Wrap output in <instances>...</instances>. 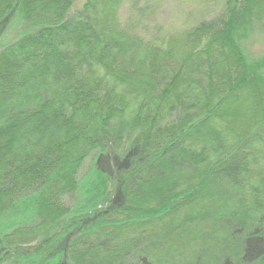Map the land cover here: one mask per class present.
<instances>
[{"label":"trees","instance_id":"16d2710c","mask_svg":"<svg viewBox=\"0 0 264 264\" xmlns=\"http://www.w3.org/2000/svg\"><path fill=\"white\" fill-rule=\"evenodd\" d=\"M122 1L0 0V264H165L180 211L221 233L181 264H264V0Z\"/></svg>","mask_w":264,"mask_h":264},{"label":"rangeland","instance_id":"374dc122","mask_svg":"<svg viewBox=\"0 0 264 264\" xmlns=\"http://www.w3.org/2000/svg\"><path fill=\"white\" fill-rule=\"evenodd\" d=\"M223 3L224 0H140V6L148 7L142 29L147 34H153L154 31L180 33L200 20L212 17ZM135 16L137 12L133 9L132 2L123 0L117 8V18L126 20L130 17L136 18ZM252 39L255 41L252 47L257 48L259 45L256 41H259V37L256 35ZM195 209L196 214H201L204 210L198 207ZM187 215L185 211H180L173 225L157 227L154 230L162 242L154 252L165 257V264H181L195 257H207L210 252L214 253L210 250L221 238L219 228L209 220L190 224L186 222L183 225Z\"/></svg>","mask_w":264,"mask_h":264}]
</instances>
